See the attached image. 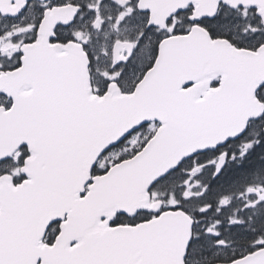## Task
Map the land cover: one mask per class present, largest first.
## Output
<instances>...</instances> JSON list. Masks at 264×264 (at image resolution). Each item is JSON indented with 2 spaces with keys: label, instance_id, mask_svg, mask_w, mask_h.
Listing matches in <instances>:
<instances>
[{
  "label": "snow or ice",
  "instance_id": "snow-or-ice-1",
  "mask_svg": "<svg viewBox=\"0 0 264 264\" xmlns=\"http://www.w3.org/2000/svg\"><path fill=\"white\" fill-rule=\"evenodd\" d=\"M0 264H264V0H0Z\"/></svg>",
  "mask_w": 264,
  "mask_h": 264
}]
</instances>
